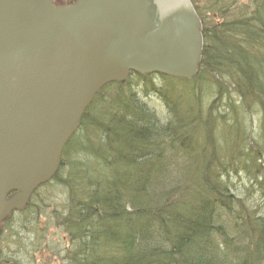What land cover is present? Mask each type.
I'll list each match as a JSON object with an SVG mask.
<instances>
[{
    "label": "trees",
    "instance_id": "16d2710c",
    "mask_svg": "<svg viewBox=\"0 0 264 264\" xmlns=\"http://www.w3.org/2000/svg\"><path fill=\"white\" fill-rule=\"evenodd\" d=\"M189 2L194 77L99 89L56 174L0 223V264L42 251L53 264H264V0ZM47 212L56 248L37 226Z\"/></svg>",
    "mask_w": 264,
    "mask_h": 264
},
{
    "label": "water",
    "instance_id": "95a60500",
    "mask_svg": "<svg viewBox=\"0 0 264 264\" xmlns=\"http://www.w3.org/2000/svg\"><path fill=\"white\" fill-rule=\"evenodd\" d=\"M200 28L189 0H0V223L56 174L104 85L194 77Z\"/></svg>",
    "mask_w": 264,
    "mask_h": 264
},
{
    "label": "rangeland",
    "instance_id": "374dc122",
    "mask_svg": "<svg viewBox=\"0 0 264 264\" xmlns=\"http://www.w3.org/2000/svg\"><path fill=\"white\" fill-rule=\"evenodd\" d=\"M52 4L55 7H67L65 5L64 0H51ZM77 0H73V4L76 3ZM148 104L155 105V103L152 100L148 101ZM49 212H47L44 215H41L39 219H37V226L39 229H44L47 231V239L46 241H50L48 245L50 247L56 248L55 245H61L59 244L60 239L62 240V234L57 232L54 228H49V219L48 215ZM48 229V230H47ZM4 255H12L10 252H3ZM16 260L20 262V264H53L54 261H58V259L61 257V255L57 254L56 251H42L40 254L39 252L36 253L35 258H33L28 253H22L20 255H16Z\"/></svg>",
    "mask_w": 264,
    "mask_h": 264
},
{
    "label": "flooded vegetation",
    "instance_id": "af4514ba",
    "mask_svg": "<svg viewBox=\"0 0 264 264\" xmlns=\"http://www.w3.org/2000/svg\"><path fill=\"white\" fill-rule=\"evenodd\" d=\"M51 2H52V1H51ZM64 2H65V5H66V6H67V5H68V6L74 5V4H73V3H74L73 0H64ZM68 6H67V7H68Z\"/></svg>",
    "mask_w": 264,
    "mask_h": 264
}]
</instances>
